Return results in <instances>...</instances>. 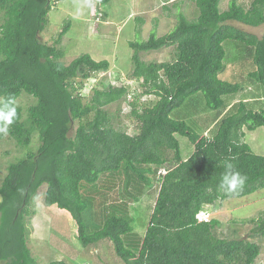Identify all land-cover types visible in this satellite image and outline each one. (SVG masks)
<instances>
[{
  "label": "trees",
  "instance_id": "trees-1",
  "mask_svg": "<svg viewBox=\"0 0 264 264\" xmlns=\"http://www.w3.org/2000/svg\"><path fill=\"white\" fill-rule=\"evenodd\" d=\"M57 1L0 0V106L12 99L16 107V118L0 140L8 135L25 149L8 164L0 184V264H39L29 245V224L34 197L43 186L47 207L72 220L85 247L108 239L125 264H255L259 242L219 236V219H200L205 211L213 212L217 201L264 187V155L244 140L246 129L264 127V107L240 100L217 117L211 133L196 132L171 113L200 92L207 107L227 109L224 96L242 88L219 77L229 39L250 48L254 66L249 75L264 87V33L259 37L228 22L264 23V0L248 6L231 0L225 10L221 0H195L199 12L192 18L174 3L177 21L169 32L158 36L153 31L146 40L129 42L131 76L137 81L132 99L127 83L95 86L90 96L82 93L84 82L108 70L110 62L89 54L62 61L59 44L68 23L53 42L41 37ZM164 47L174 48L169 60L141 57ZM138 91L153 99L142 100ZM24 94L33 98L26 108L18 104ZM114 103L119 107L112 112L108 107ZM123 103L136 133L117 124ZM177 134L195 148L188 157ZM226 161L247 177L232 193L220 187ZM161 167L164 174L158 173ZM99 182L103 197L93 195ZM150 192L154 197L143 237L130 239L131 213ZM247 221L264 236V211Z\"/></svg>",
  "mask_w": 264,
  "mask_h": 264
},
{
  "label": "rangeland",
  "instance_id": "rangeland-1",
  "mask_svg": "<svg viewBox=\"0 0 264 264\" xmlns=\"http://www.w3.org/2000/svg\"><path fill=\"white\" fill-rule=\"evenodd\" d=\"M174 3L179 4L180 10L187 17L198 16L195 0H109L102 4L99 0H58L48 14V22L41 37L53 42L64 24L68 23L70 27L59 44L64 52L62 61L67 64L77 56L89 54L95 60L110 62L108 70L99 71L84 82L82 93L90 96L95 86L102 88L108 83H127L132 87L128 99H132L137 81L131 76L133 49L129 42L146 40L153 31L158 36L169 32L177 21ZM230 3L231 0H221L220 9H227ZM166 4L168 9L165 8ZM136 17H143V22ZM239 23L243 26L233 25L254 32L264 31V24L252 26ZM224 47L225 68L219 73V77L242 86L238 92L224 96L225 104L228 105L230 101L236 99L237 102L240 100L248 102L251 108L261 109L264 107V87L249 75L254 66L249 58L250 48L242 42L230 39L224 42ZM173 50V47H164L141 52V57L146 61H165L171 59ZM138 95L142 100L153 99L152 97L148 99L139 91ZM194 97L188 98L182 106L174 109L171 116L184 119L196 132L211 133L216 127L217 117L227 110L207 107L201 92ZM31 102L33 98L26 94L18 100V104L24 108ZM123 106L124 103L121 104L117 124L130 133H136L137 125L127 115L130 108ZM118 107L119 104L114 103L108 109L115 112ZM177 137L182 155L188 157L195 150L192 142L187 136L177 134ZM33 138L32 146L36 148L38 137L35 134ZM244 140L256 154L264 155L263 126L253 130L246 129ZM24 152L25 149L18 146L8 135L0 140V184L7 173L8 164L22 156ZM162 168L165 167L160 169ZM100 184L101 182L98 183V189L93 191L96 197H103L106 193V191L100 193L103 189ZM44 192L45 186L34 197L35 213L29 224V245L39 264H49L51 261L62 259L67 264H125L115 253L112 242L108 239L85 247L77 237L72 220L47 207ZM153 197L154 194L150 192L135 205L131 213L134 229L129 235L130 239L139 241L142 239ZM212 210L209 219L217 218L221 221L216 228L217 234L222 237L246 238L259 242L262 250L255 264H264V236L253 232L256 224L247 221L251 217H258L264 211V187L245 196L219 200L213 205Z\"/></svg>",
  "mask_w": 264,
  "mask_h": 264
},
{
  "label": "clouds",
  "instance_id": "clouds-1",
  "mask_svg": "<svg viewBox=\"0 0 264 264\" xmlns=\"http://www.w3.org/2000/svg\"><path fill=\"white\" fill-rule=\"evenodd\" d=\"M16 118L15 101L9 99L7 102L0 106V133H7L9 126L13 124ZM225 172L222 177L220 187L227 193H232L241 188L247 177L241 173L233 170L231 162L226 161L224 163Z\"/></svg>",
  "mask_w": 264,
  "mask_h": 264
},
{
  "label": "crops",
  "instance_id": "crops-1",
  "mask_svg": "<svg viewBox=\"0 0 264 264\" xmlns=\"http://www.w3.org/2000/svg\"><path fill=\"white\" fill-rule=\"evenodd\" d=\"M252 0H247V2H245V1H243V0H239V2H241V3H243L245 6L247 5H249V3L251 2ZM229 23H231V24H239V27H242L243 25H240V23H239V21H234V20H231V21H228ZM238 22V23H237ZM244 24V23H243ZM262 24H264V23H262ZM262 24H260V26L262 25ZM259 26V25H258ZM243 29V28H242ZM245 30V29H244ZM247 32H250V33H253V34H256L257 36H259V37H261L262 35H263V33H264V31H262V30H260L259 32H254V31H251V30H246ZM237 101H236V99H233L232 101H230L229 103H228V105H227V109L226 110H228V108H230L234 103H236ZM222 114H223V112H222ZM98 249V248H97ZM98 252H99V249H98Z\"/></svg>",
  "mask_w": 264,
  "mask_h": 264
},
{
  "label": "bare ground",
  "instance_id": "bare-ground-1",
  "mask_svg": "<svg viewBox=\"0 0 264 264\" xmlns=\"http://www.w3.org/2000/svg\"><path fill=\"white\" fill-rule=\"evenodd\" d=\"M159 174H164L165 172H166V169L165 168H162V169H160L159 171ZM212 211H206V212H204V213H208V216L210 215V213H211ZM201 217H203V216H201ZM201 221H206V220H204V219H200Z\"/></svg>",
  "mask_w": 264,
  "mask_h": 264
},
{
  "label": "built area",
  "instance_id": "built-area-1",
  "mask_svg": "<svg viewBox=\"0 0 264 264\" xmlns=\"http://www.w3.org/2000/svg\"><path fill=\"white\" fill-rule=\"evenodd\" d=\"M202 216L203 217H201V218L204 219V220H208L209 219L208 213H203Z\"/></svg>",
  "mask_w": 264,
  "mask_h": 264
}]
</instances>
